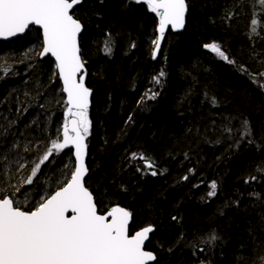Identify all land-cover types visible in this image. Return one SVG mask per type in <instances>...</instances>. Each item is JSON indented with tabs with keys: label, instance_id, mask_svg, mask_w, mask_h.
I'll return each instance as SVG.
<instances>
[{
	"label": "trees",
	"instance_id": "trees-1",
	"mask_svg": "<svg viewBox=\"0 0 264 264\" xmlns=\"http://www.w3.org/2000/svg\"><path fill=\"white\" fill-rule=\"evenodd\" d=\"M186 3L184 32H168L155 58L158 17L146 4L82 0L75 9L92 91L85 186L98 213L112 206L131 213L130 234L155 228L145 248L154 264H264V6ZM212 43L232 62L205 47ZM40 49L34 28L0 42V195L14 193L25 209L73 170L69 148L24 183L51 142L62 141L67 110L54 64L39 58Z\"/></svg>",
	"mask_w": 264,
	"mask_h": 264
},
{
	"label": "snow or ice",
	"instance_id": "snow-or-ice-1",
	"mask_svg": "<svg viewBox=\"0 0 264 264\" xmlns=\"http://www.w3.org/2000/svg\"><path fill=\"white\" fill-rule=\"evenodd\" d=\"M135 2L146 4L158 17L159 36L152 41L155 58L165 29L168 26L172 29L184 27L186 0ZM259 2L264 6V0ZM81 3L82 0H0V37L24 33L30 25L39 26L43 32L39 55L50 53L55 58L57 72L53 75L58 74L67 96L62 141L51 142V147L24 183L33 184L41 165L49 161L53 153L75 149V166L70 179L54 194L41 197L34 208H23L14 200V193L13 196L0 195V264H150L156 260L153 252L144 249L153 227L146 226L130 235L131 213L117 206L107 215L99 214L93 194L85 186L90 89L85 86L84 61L78 46L82 23L74 16L75 6ZM251 23L255 26L258 21L254 18ZM253 31H256L255 27ZM205 47L232 62L217 44H206ZM106 51H111L110 41ZM159 75L162 77L165 73L161 71ZM260 75L264 76V73ZM153 79L160 83L159 77ZM156 95L152 92L148 99H155ZM132 158L144 160L146 168L153 167V162L144 155L137 157L133 153ZM151 175L155 176L157 172L153 170ZM210 188L208 195L211 197L216 194V183L212 182ZM216 239L213 234L210 242Z\"/></svg>",
	"mask_w": 264,
	"mask_h": 264
},
{
	"label": "water",
	"instance_id": "water-1",
	"mask_svg": "<svg viewBox=\"0 0 264 264\" xmlns=\"http://www.w3.org/2000/svg\"><path fill=\"white\" fill-rule=\"evenodd\" d=\"M81 4H82V3H81ZM81 4H80V5H81ZM186 4H187V3H186ZM80 5H78V6H80ZM78 6H75V9H76ZM187 17H188V7H187V11H186V13H185V25H184V27L181 28V29H172L171 26H168V27L165 29V34H164V36H165L168 32H172V33H176V34H180V33L184 32V30H185V28H186ZM158 24H159V20H158ZM30 28L37 29V30L39 31V33H40V37H41V49H40V52H41V51H42V42H43V32H42V29H40L39 26H37V25H30L29 28L26 29L24 33H18L17 35L12 36V37H7V38H5V37H0V42H3V43H9V42L14 41V40H16V39H18V38H21V37H23V36L27 33V31H28ZM82 31H83V27H82L81 33L78 35V46H79V40H80V37H81ZM155 33H156V37H158V36H159L158 26H157L156 29H155ZM162 41H163V39H161V43H162ZM161 43H160V46H161ZM158 51H159V50H158ZM158 51H157V52H158ZM46 57H48L49 59H51V61H52L53 64H54V67H55V58L52 57L50 53H49V54H46V55H44V56L39 55V58H40V59H44V58H46ZM81 58H82V57H81ZM55 71L57 72L56 67H55ZM84 72H85V66H84V69H83V73H84ZM57 78H58V80H59V83H60V86H61V90H62V89H63V84H62V81L60 80L58 74H57ZM85 86H86V85H85ZM62 93H63V95H64L65 102H66V100H67L66 93H64L63 90H62ZM91 97H92V91L90 90V96H89V108H90V106H91ZM66 107H67V106H66ZM88 110H89V109H88ZM86 144H87V138H86ZM70 150H71V156H72V159H73V170H74V166H75V154H74V153H75V149H74V148H70ZM86 161H87V148H86V152H85V165H86ZM86 167H87V166H86ZM87 176H88V172L86 173L85 181H86V179H87ZM69 179H70V178H69ZM85 181H84V182H85ZM57 190H58V189H57ZM55 191H56V190H55ZM55 191H54V192H55ZM54 192L51 193V194H54ZM94 202H95V200H94ZM112 207H117V206H112ZM112 207H110L109 209H107V210L104 211L103 213H99V214L107 215V212H109V211L111 210ZM119 207H120V206H119ZM124 209H125V208H124ZM125 210H127V209H125ZM127 211H128V210H127ZM68 215H71V213L69 212ZM109 219H110V218H109ZM131 221H132V215H131V217H130V221H129V229H130ZM145 227H146V226H145ZM151 227H153V226H151ZM143 228H144V227H142V228H140V229H137V230L133 231L131 234H130V232H129V234H130V235H134L135 232L140 231V230H142ZM153 229L155 230L154 227H153ZM153 233H154V231L151 232V233L149 234V238L145 241L144 249L146 248V245H147L148 242H149L150 236H151ZM145 250H146V249H145ZM146 251H148V250H146ZM154 263H155V261L150 262V264H154Z\"/></svg>",
	"mask_w": 264,
	"mask_h": 264
}]
</instances>
